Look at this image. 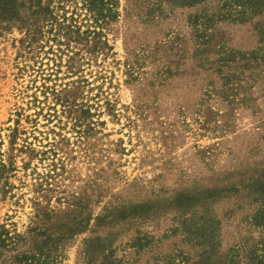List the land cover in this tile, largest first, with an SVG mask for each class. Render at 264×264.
<instances>
[{"label":"rangeland","instance_id":"374dc122","mask_svg":"<svg viewBox=\"0 0 264 264\" xmlns=\"http://www.w3.org/2000/svg\"><path fill=\"white\" fill-rule=\"evenodd\" d=\"M44 1L34 41L0 18V231L27 238L14 254L72 228L57 264H225L241 245L249 264L264 13L205 30L206 8L181 0H112L106 20ZM65 26L82 37L67 44Z\"/></svg>","mask_w":264,"mask_h":264},{"label":"trees","instance_id":"16d2710c","mask_svg":"<svg viewBox=\"0 0 264 264\" xmlns=\"http://www.w3.org/2000/svg\"><path fill=\"white\" fill-rule=\"evenodd\" d=\"M88 5L89 10L97 17V19L106 20L116 16V4L112 0H84ZM100 7H97L96 4ZM181 3L194 8L198 5H203L206 9L201 17V27L205 30L217 21H225L230 23H246L251 21L255 16L264 13V0H181ZM50 13V6L44 0H0V18L2 20H16L25 27L28 37L34 41L36 35L40 32L36 25L43 18L45 20ZM193 24H197L194 21ZM65 31L64 37L67 39V44H70L80 32H76L71 27H62ZM97 34V33H93ZM58 35V34H57ZM58 37V36H57ZM62 42V41H60ZM251 225L259 229L263 236L254 247L248 250L247 258L249 264H264V195L261 199L260 206L256 215L251 220ZM72 228L66 232H61L55 239L46 237L43 233H35L33 238L34 245L30 251L16 253L27 244V238L21 234H12L6 229L0 231V257L4 253H12L8 260H4L2 264H57L59 256L56 252L59 251V245L66 238H71ZM245 246H240L231 252L230 263L234 264L239 258V254L244 250ZM91 249L87 247L84 252V260L90 257ZM228 262V263H229ZM227 261L225 264H228Z\"/></svg>","mask_w":264,"mask_h":264}]
</instances>
